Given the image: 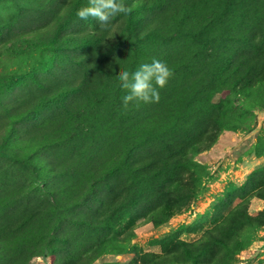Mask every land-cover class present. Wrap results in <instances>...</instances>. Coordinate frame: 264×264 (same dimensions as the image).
<instances>
[{
    "label": "rangeland",
    "instance_id": "374dc122",
    "mask_svg": "<svg viewBox=\"0 0 264 264\" xmlns=\"http://www.w3.org/2000/svg\"><path fill=\"white\" fill-rule=\"evenodd\" d=\"M215 1L204 27L199 0H122L101 27L0 0V264H264V0ZM154 58L166 103L125 109L119 70ZM200 97L203 136L144 125Z\"/></svg>",
    "mask_w": 264,
    "mask_h": 264
},
{
    "label": "trees",
    "instance_id": "16d2710c",
    "mask_svg": "<svg viewBox=\"0 0 264 264\" xmlns=\"http://www.w3.org/2000/svg\"><path fill=\"white\" fill-rule=\"evenodd\" d=\"M165 1L167 3H169L171 0H165ZM85 2L88 4L87 0H75L74 7L72 9H76V12H77L78 9L81 8L80 5L85 4ZM220 2L221 1L216 2L215 0H199L198 4H196V12L193 13L192 17L190 15H188L190 17H187L186 21L188 23H190V22L194 23L196 21L198 12H200V13H202V15H204V19L202 21H200L202 27H204L206 22H207V15L210 13L212 14L213 10L217 9ZM197 6H198V8H197ZM259 13L260 12L257 11V9H254V12L250 15V17L252 19H254L253 21L261 19ZM128 25H130V20L128 21ZM58 30L59 29L56 28L54 35L57 34ZM93 36H94L93 37L94 42L92 43V40H91V42L89 44V48L91 47V45L96 46L102 41L101 36H99V35H93ZM259 41L260 42L258 44H255V46H254V48L256 49L255 55L259 57V59L257 58L259 61H262L264 58V56H261L262 54H264L262 52V47L264 46V38L262 37ZM252 48H253V46H252ZM261 64H262V62H261ZM252 68L254 69V71H256L255 64L254 65L250 64L247 68L248 70H246V72L243 75L244 76L243 79L248 78L249 72L253 71ZM109 70H110V72H105V71H103V72L105 74H114V73L117 74V72L113 68H109ZM236 72H237V70H235L234 72L230 71L227 74V76L229 78H233V77H235ZM257 73H258V70H257ZM257 77L261 78L260 74ZM205 99L206 98H204V97H200L199 100L196 98L194 100V102H199L196 105L194 102H192L194 105H192L191 103L190 104L185 103L184 106L179 105V110L181 108V110L183 111L182 114H180L181 110L179 111L178 108H176V107L174 108V107L169 106V105L165 106L164 112H160L159 110H157V111L155 110L149 116H147L148 117L147 118L148 123L144 124V125L148 128H151V129L154 126L155 127H157V126L162 127L163 129H167V132H172L171 130L174 128L173 132H175V133H179L181 130L192 129V131L187 134V137L185 140L193 139L195 136L201 137L207 131V126H209L211 122L215 123L214 119H211V115H212V113H214L215 107H217V105H215L209 101L206 104V102H204ZM159 100L165 102L162 99H159ZM150 105H151V103H149L148 106L150 107ZM168 128H170V130H168ZM192 146H193V144H192ZM164 149L169 151V150H171V146H169V145L164 146ZM194 150H192V152H197V150L196 151H194Z\"/></svg>",
    "mask_w": 264,
    "mask_h": 264
},
{
    "label": "clouds",
    "instance_id": "9594fccd",
    "mask_svg": "<svg viewBox=\"0 0 264 264\" xmlns=\"http://www.w3.org/2000/svg\"><path fill=\"white\" fill-rule=\"evenodd\" d=\"M132 10L122 0H88L87 6L78 9L76 14L82 20L92 17L101 27H107L112 17L121 13L130 14ZM172 75L167 64L155 58L151 63L141 64L134 72L119 70L117 79L120 87L127 90L122 97L123 107L127 109L130 102H158L159 89L166 86Z\"/></svg>",
    "mask_w": 264,
    "mask_h": 264
}]
</instances>
